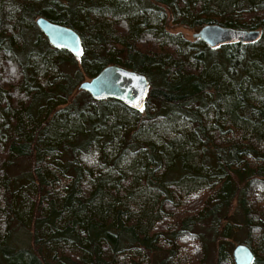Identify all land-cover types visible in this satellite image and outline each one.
<instances>
[{"label":"trees","instance_id":"trees-1","mask_svg":"<svg viewBox=\"0 0 264 264\" xmlns=\"http://www.w3.org/2000/svg\"><path fill=\"white\" fill-rule=\"evenodd\" d=\"M168 21L261 34L212 48ZM107 64L146 76L140 109L78 88ZM234 200L264 264V0H0V264H205L203 223L233 264Z\"/></svg>","mask_w":264,"mask_h":264},{"label":"water","instance_id":"water-1","mask_svg":"<svg viewBox=\"0 0 264 264\" xmlns=\"http://www.w3.org/2000/svg\"><path fill=\"white\" fill-rule=\"evenodd\" d=\"M39 30L51 46L68 49L75 57L82 51L79 34L70 26L50 21L42 15L34 19ZM259 28H238L217 22H206L191 33L192 38L204 41L216 48L231 43H252L259 39ZM78 88L85 90L95 99L114 98L125 105L140 109L149 88L143 73L117 64H107L95 75L79 82ZM233 264H252L255 256L245 242L235 243L230 251Z\"/></svg>","mask_w":264,"mask_h":264},{"label":"rangeland","instance_id":"rangeland-1","mask_svg":"<svg viewBox=\"0 0 264 264\" xmlns=\"http://www.w3.org/2000/svg\"><path fill=\"white\" fill-rule=\"evenodd\" d=\"M167 28L172 32H180L185 37L192 38L191 33L194 30H196L197 27H189L186 25L175 24V23H172L171 21H168ZM65 69L68 71H71V68L69 67H65ZM87 78L88 77H86L85 79ZM31 164H32V159L30 158H27V157L18 158L12 165L10 173L11 175H16L24 170H27L29 167H31ZM232 215L234 219L231 220V223H232L231 228H234V238H230L231 239L230 242L232 244L231 248L237 242H244V238L246 235L245 229L242 226L241 212L239 211L238 208H236L235 200L231 202L230 206L226 210V217L232 216ZM221 224L222 225L224 224L223 221L221 222ZM194 229L197 230V232L200 233L205 238V241H206L205 260H204L205 264H216V246H217L216 234L213 233L211 229L207 227V223L196 225ZM17 239H18L16 240L17 243L24 244L28 240V232L26 230H18ZM231 248H230V251H231ZM194 251L195 249H193V246L192 247L187 246L186 248H184L183 246V250H181L180 253H182L181 254L182 257L183 255L184 256L185 255L194 256Z\"/></svg>","mask_w":264,"mask_h":264}]
</instances>
